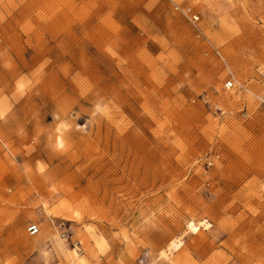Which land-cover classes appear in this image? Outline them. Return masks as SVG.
Returning a JSON list of instances; mask_svg holds the SVG:
<instances>
[{
  "label": "rangeland",
  "instance_id": "rangeland-1",
  "mask_svg": "<svg viewBox=\"0 0 264 264\" xmlns=\"http://www.w3.org/2000/svg\"><path fill=\"white\" fill-rule=\"evenodd\" d=\"M262 70L264 0H0V264H264Z\"/></svg>",
  "mask_w": 264,
  "mask_h": 264
},
{
  "label": "built area",
  "instance_id": "built-area-1",
  "mask_svg": "<svg viewBox=\"0 0 264 264\" xmlns=\"http://www.w3.org/2000/svg\"><path fill=\"white\" fill-rule=\"evenodd\" d=\"M176 10L181 12L192 24H196L199 21V14L194 12L191 7H184L180 8L178 6L175 7ZM252 84H255L259 87V90L255 93V98L258 102V104L264 109V70L259 71L255 77H252L248 83L245 85L241 86L240 88L243 91H249L250 86ZM236 87L235 82L233 78H229L225 83L223 84V88L225 90H231ZM219 155L216 153L211 154L207 160H206V165L212 166L215 164L216 161H218ZM40 231L39 224L36 222L29 223L26 227V232L30 236L36 235ZM61 237L67 238L64 233H62Z\"/></svg>",
  "mask_w": 264,
  "mask_h": 264
},
{
  "label": "crops",
  "instance_id": "crops-1",
  "mask_svg": "<svg viewBox=\"0 0 264 264\" xmlns=\"http://www.w3.org/2000/svg\"><path fill=\"white\" fill-rule=\"evenodd\" d=\"M25 249H26V247L22 244L21 247H20V251L22 252V254H23L22 256H23V257H26V256H24V255L27 254V253L24 254ZM29 255L31 256V258H35L36 255H37V251H33V250H31L30 253H29ZM29 263H30V262H29Z\"/></svg>",
  "mask_w": 264,
  "mask_h": 264
},
{
  "label": "bare ground",
  "instance_id": "bare-ground-1",
  "mask_svg": "<svg viewBox=\"0 0 264 264\" xmlns=\"http://www.w3.org/2000/svg\"><path fill=\"white\" fill-rule=\"evenodd\" d=\"M189 227H190L191 230L194 231V232L198 230V227H197L194 223H192V222L189 224ZM39 228H40V227H39ZM35 237H36V236H35ZM39 237H41V235L38 233V236L36 237V239L39 238ZM32 246H34V245H32ZM34 247H35V246H34Z\"/></svg>",
  "mask_w": 264,
  "mask_h": 264
}]
</instances>
